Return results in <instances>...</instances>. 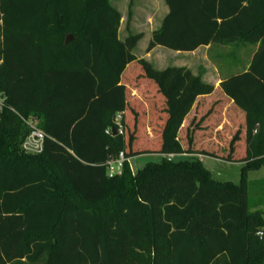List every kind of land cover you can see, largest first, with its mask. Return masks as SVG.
<instances>
[{"label":"trees","instance_id":"obj_1","mask_svg":"<svg viewBox=\"0 0 264 264\" xmlns=\"http://www.w3.org/2000/svg\"><path fill=\"white\" fill-rule=\"evenodd\" d=\"M161 1L148 53L257 47L248 69L216 92L187 67L138 59L144 35L121 38L109 0H0V264H264L248 178L264 169V0ZM135 89L163 104L149 112L155 138L150 124L129 130ZM118 115L123 134H107ZM28 122L47 135L40 154L22 149ZM121 153L163 157L110 176ZM197 156L243 163L241 182Z\"/></svg>","mask_w":264,"mask_h":264},{"label":"rangeland","instance_id":"obj_2","mask_svg":"<svg viewBox=\"0 0 264 264\" xmlns=\"http://www.w3.org/2000/svg\"><path fill=\"white\" fill-rule=\"evenodd\" d=\"M109 2L114 7H116L122 14V37H126L128 32H132L135 34L142 33L144 35L143 39L138 43V47L135 50V55L139 59L141 56L147 53L146 49L151 40L152 32L160 27L164 17L169 12L168 7L166 6L165 2L160 0H133L131 10V0H109ZM233 47L235 48L236 46H223L215 44L210 48L201 49L196 53L176 52L161 47L158 48V51L153 53V60L150 61L151 63H153L154 67L159 70H162L169 66H185L190 67L191 70L196 73L208 74V76H210L211 78L212 76L217 75H219L220 77H224L226 74H228L226 70L227 62L233 61L236 58H234V56H236L235 54L237 51H234ZM251 50V48L244 49L245 59L249 57V53L251 52ZM231 52H233L234 55H229ZM159 60H163L164 62L159 63ZM133 86L134 85H130V90H133ZM138 90L139 89H135L133 92V96L137 98L138 104H131L135 115L133 116L131 129L129 130L130 132L132 131L134 134H136L139 130L148 127L150 124V128L152 126L151 130L154 132V136L152 138H155V134L158 135L157 128L159 127V124L156 125V123L159 115L149 117V112L153 110H162L163 104H147L148 100L151 99L150 97L154 94H151L150 96H143L141 94L143 92ZM135 91L137 92L135 93ZM151 120L152 122H150ZM212 124L213 122L210 123V125ZM212 137L214 139V136ZM217 139H223L222 135H219L218 133ZM223 152V156L224 154H227L225 151ZM162 157L163 156L157 154L141 155L138 157L130 158L128 164L133 174H136L146 164L151 162H158L162 159ZM168 158L179 160L189 157L169 156ZM197 158L200 159L203 162L204 166L211 171L213 177L216 180L222 182H232L236 185L241 182V172L243 163H229L227 161L213 159L206 156H197ZM248 178L250 210L251 212L258 210L264 212V169L260 171L251 172ZM261 231L264 233V228H262ZM140 253L145 254V251L140 250ZM147 256L151 258L153 257V255H150V253H147Z\"/></svg>","mask_w":264,"mask_h":264},{"label":"built area","instance_id":"obj_3","mask_svg":"<svg viewBox=\"0 0 264 264\" xmlns=\"http://www.w3.org/2000/svg\"><path fill=\"white\" fill-rule=\"evenodd\" d=\"M5 101H6L5 97H3L0 94V112L5 108ZM121 121H122V115H118L116 117V121H115L117 129L116 128H108L106 130V133L111 135V134H113V131L116 130L117 134H123V126L121 124ZM28 125L31 129V132L28 135V137L26 138V140L24 141L22 149L26 153L40 154L44 150L47 135L44 131H42L41 129H39L37 127V124L35 122H28ZM172 157H174V156H172ZM126 161H129V159H127L125 157V155L123 153H121L118 158L114 159L112 162H110L108 164L109 175L110 176H116V175L122 174L124 164ZM258 235L261 238L264 237L263 232H259Z\"/></svg>","mask_w":264,"mask_h":264},{"label":"crops","instance_id":"obj_4","mask_svg":"<svg viewBox=\"0 0 264 264\" xmlns=\"http://www.w3.org/2000/svg\"><path fill=\"white\" fill-rule=\"evenodd\" d=\"M161 1V0H160ZM166 13H167V11H166ZM121 26H122V23H121ZM158 29V28H157ZM156 30V29H155ZM152 32V31H151ZM150 34V33H149ZM120 37L121 38H125V37H122L121 36V27H120ZM213 45H210V46H207V47H201V48H199L197 51H195V52H193V53H196V52H198V51H200L201 49H207V48H210V47H212ZM236 47L234 48L233 47V49H234V51L236 50L237 52H236V56H234V58H235V60H233V61H230V62H227V68H226V70H227V72H228V74H226L224 77H220L219 75H217V76H212V78L210 77V76H208V74H203V73H196V72H194L193 70V73L195 74V75H200V76H202V78H203V80L205 81V82H207V83H210V84H213L214 85V87H215V89H216V92L218 91V89H219V87H220V84H221V82H222V80L223 79H225V78H227V77H229V76H231V75H234V74H238V73H241V72H244V71H246L247 69H248V67H249V64H250V61H251V58H252V54L254 53V51H256L257 50V47H253V46H242V45H235ZM137 47H138V45H137ZM158 48H161V47H157V48H155L154 50H152L150 53H146L145 55H143V56H141L139 59H145V60H147V61H149L150 63H151V61L150 60H153V53L154 52H156V51H158ZM252 49L251 50V52L249 53V57L247 58V59H245V56H244V49ZM136 50V49H135ZM147 50V49H146ZM231 54H233L234 55V53L233 52H231L229 55H231ZM159 63L161 62H164L163 60H159L158 61ZM151 64H153V63H151ZM181 67H185V66H181ZM167 68V67H166ZM187 68H189L190 70H191V68L190 67H187ZM157 69V68H156ZM165 69V68H164ZM159 70V69H158ZM163 70V69H162ZM137 91H135V93H136ZM213 96H209V97H203V98H199L198 100H197V103L196 104H209L210 103V99L212 98ZM113 161V159H111V160H109L108 161V164L110 163V162H112Z\"/></svg>","mask_w":264,"mask_h":264},{"label":"water","instance_id":"obj_5","mask_svg":"<svg viewBox=\"0 0 264 264\" xmlns=\"http://www.w3.org/2000/svg\"><path fill=\"white\" fill-rule=\"evenodd\" d=\"M72 40H73V36L69 35V36L67 37V39H66V44L70 43ZM113 134H114V135H117V131L114 130V131H113Z\"/></svg>","mask_w":264,"mask_h":264}]
</instances>
